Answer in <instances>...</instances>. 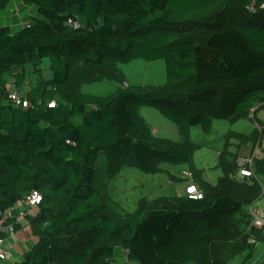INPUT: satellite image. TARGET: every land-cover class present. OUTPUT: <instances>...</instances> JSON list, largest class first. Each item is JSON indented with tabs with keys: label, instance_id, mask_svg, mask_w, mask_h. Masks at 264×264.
Here are the masks:
<instances>
[{
	"label": "trees",
	"instance_id": "16d2710c",
	"mask_svg": "<svg viewBox=\"0 0 264 264\" xmlns=\"http://www.w3.org/2000/svg\"><path fill=\"white\" fill-rule=\"evenodd\" d=\"M13 1L0 0V11ZM22 1L40 17L0 25V216L34 190L42 200L29 218L36 242L21 260L2 264L252 260L263 238L248 229L245 207L264 196V158L253 176L237 171L240 149L261 143L257 130L228 132L238 150L225 145L223 175L211 183L195 163L203 144L191 128L210 132L216 119L248 117L264 97V0ZM136 58L164 59L166 83H127L117 63ZM28 64L37 81L23 107L13 103L9 81L22 91ZM103 80L120 86L106 95L83 91ZM141 106L172 120L181 139L156 135ZM100 153L109 156V176L125 166L158 173L163 163L186 164L203 197H142L133 212L121 213L97 189ZM14 224L17 230L21 223Z\"/></svg>",
	"mask_w": 264,
	"mask_h": 264
},
{
	"label": "rangeland",
	"instance_id": "374dc122",
	"mask_svg": "<svg viewBox=\"0 0 264 264\" xmlns=\"http://www.w3.org/2000/svg\"><path fill=\"white\" fill-rule=\"evenodd\" d=\"M33 16L40 17L38 11L33 6L26 5L22 0H15L7 10H2L0 13V25L8 23L10 25L24 26L33 20ZM23 17L24 23L26 24L21 22ZM14 19H16V22H14ZM199 36L206 38L207 33L200 31ZM28 65L32 66L30 64ZM117 66L125 75L127 83L129 84L163 85L167 81V68L164 59L150 61L136 58L129 62H118ZM45 71L51 74L50 69H46ZM36 81L37 79L35 83ZM9 84L10 88H12L11 81H9ZM119 86L120 83L117 80H103L85 84L83 86V91L106 95L113 92ZM26 90L27 84L22 86V91L26 92ZM139 112L152 128L158 129L156 135L161 137L167 136L173 139L181 138L178 126L160 113L155 107L141 106ZM75 121L80 122L81 117L77 116ZM230 130L240 133H252L257 130L258 138L261 141L259 144L260 159L264 158V97L251 108L250 116L248 117L241 118L236 122L216 119L213 122V127L210 132L203 131L200 125L192 127V139L203 144L195 153V163L200 169L204 170L207 180L211 183H216L219 177L223 175V171L221 167L218 166V162L219 154L224 144L226 143L228 147L233 150L236 148L238 150L236 139H232L231 142L227 143L226 138ZM249 148L250 146L248 145L242 147L238 158L241 154L248 153L250 151ZM96 163L97 189L100 193L104 194L106 200L121 213L133 212L137 208L138 201L142 197L155 199L160 196L177 195L181 193V188L185 187L184 183H188V179L184 174V170L188 169L186 164L176 165L163 163V171L158 173H147L134 166H125L118 172H115L114 176H109V172L111 171V168H109L110 171L108 170L109 156L103 153L98 154ZM254 169H256V167H254ZM261 179L264 183V176H262ZM184 193L185 191H182V194ZM263 200L264 199L261 198L253 203L254 205L256 204V209L264 210ZM245 209L248 211L247 206ZM252 228L253 227L249 223L248 229L252 230ZM262 228H264V226ZM256 229L258 228L256 227ZM260 242L261 244L251 264L255 262L264 264V240L258 243ZM29 243L31 247L34 244L32 241ZM119 257L124 258L122 252L119 253ZM21 259L22 258H20V260ZM240 260V257L238 259L234 258L231 261L232 263L230 262L229 264H240ZM5 261L7 262L8 260ZM8 262L12 263L13 261Z\"/></svg>",
	"mask_w": 264,
	"mask_h": 264
},
{
	"label": "built area",
	"instance_id": "2783aa9c",
	"mask_svg": "<svg viewBox=\"0 0 264 264\" xmlns=\"http://www.w3.org/2000/svg\"><path fill=\"white\" fill-rule=\"evenodd\" d=\"M69 24L73 25L74 27L80 26V23L73 18L69 19ZM10 97L15 105H20L23 107H27L29 105V101L26 98L25 92L15 88V86H13L10 90ZM49 105L54 106L55 102L52 101L49 103ZM248 146H250V151L246 154H241V156L238 158L237 175L240 177H250L255 175L254 163L256 160L260 159L259 144L250 143L248 144ZM184 174L188 179V183L185 188V194L193 198H202L203 191L194 182L193 172L187 169L184 170ZM262 198L264 199V197ZM41 200V192L37 190L32 191L25 199L20 201L22 207L18 209L17 214L22 217L25 216L27 212H29V210L33 207L37 206L41 202ZM13 209L14 208L1 213L0 216V233L6 235V237L0 236V264L10 258L11 255V246L9 245V243H7V237L9 235H14V233L16 232L14 220L18 221V219L14 217ZM259 210L253 208L250 212V224L252 227L262 228L264 226V212L262 210Z\"/></svg>",
	"mask_w": 264,
	"mask_h": 264
},
{
	"label": "crops",
	"instance_id": "0c3cea01",
	"mask_svg": "<svg viewBox=\"0 0 264 264\" xmlns=\"http://www.w3.org/2000/svg\"><path fill=\"white\" fill-rule=\"evenodd\" d=\"M14 22H16V19H14ZM21 22H23V24H26L24 23V17L21 19ZM31 65V64H30ZM26 74L28 76V82H27V90L28 88H30V86L34 85L35 84V80L37 79V73L35 72V67L34 66H29L27 65L26 66ZM44 76L46 78H49L51 76V74H49L48 72L44 71ZM34 81V82H32ZM153 129V132L156 134L158 129L156 128H152ZM192 129V128H191ZM171 130V129H170ZM180 134V132H179ZM181 135V134H180ZM176 136V134H175ZM163 137H167V136H163ZM192 137V136H191ZM170 138V137H168ZM175 138V137H174ZM173 139V138H171ZM181 139V138H180ZM174 140H179V139H174ZM232 140H230L231 142ZM236 141V140H235ZM237 144H238V141H237ZM236 144V145H237ZM226 143L224 144V146L222 147L224 149ZM222 149V150H223ZM221 150V151H222ZM229 150L231 151H236L237 148L235 150H233L232 148L229 147ZM220 151V152H221ZM219 163V162H218ZM188 168V167H187ZM222 169V168H221ZM223 171V170H222ZM204 175H205V172H204ZM205 178L207 179L206 175H205ZM186 185L187 183L185 184L184 183V186L185 187H182L181 188V193H178V194H182V191H185V188H186ZM256 205V204H255ZM254 204L252 205H248L247 208H248V211H245L246 212H251V210L254 208H256ZM22 205L20 202L17 203V205L14 207L13 209V213H14V217H16L18 219V221L21 223L20 224V227L16 230V232L14 233V235H9L7 237V243H9V245L11 246V255H10V258H8V261H13V262H16V261H19L20 258H23L24 257V254L26 251H28L30 248H31V245H30V241H32L33 243L36 242V237L32 234V231H31V227H30V222H29V218H30V215L34 212V208L30 209L29 212H27V214L25 216H19V214H17V211L19 208H21ZM264 211V210H263ZM258 230L260 232V235L261 237L263 238L262 240H264V228H258ZM254 237L251 238L252 241H254L253 239ZM261 241V240H260ZM259 241H257L256 243V249H255V252H254V255H253V258L255 257L256 255V251L257 249L259 248L260 243H258ZM258 244V245H257ZM22 256V257H20ZM241 258V256H237L235 257V259H238V258ZM253 258L252 260L250 261H247L246 264H251V261H253ZM242 260V258H241ZM241 260H240V263H241ZM7 261V262H8ZM12 262V263H13ZM263 262V261H262ZM232 263V262H231ZM254 264H259V262H255Z\"/></svg>",
	"mask_w": 264,
	"mask_h": 264
}]
</instances>
